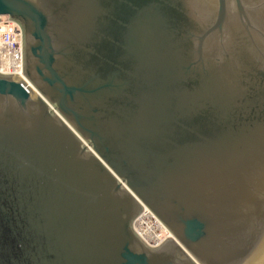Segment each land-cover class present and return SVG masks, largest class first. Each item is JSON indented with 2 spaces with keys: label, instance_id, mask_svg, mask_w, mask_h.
<instances>
[{
  "label": "water",
  "instance_id": "95a60500",
  "mask_svg": "<svg viewBox=\"0 0 264 264\" xmlns=\"http://www.w3.org/2000/svg\"><path fill=\"white\" fill-rule=\"evenodd\" d=\"M0 264L264 261V0H0ZM147 209L170 233L147 245Z\"/></svg>",
  "mask_w": 264,
  "mask_h": 264
},
{
  "label": "built area",
  "instance_id": "2783aa9c",
  "mask_svg": "<svg viewBox=\"0 0 264 264\" xmlns=\"http://www.w3.org/2000/svg\"><path fill=\"white\" fill-rule=\"evenodd\" d=\"M7 55L12 58L10 62L8 61ZM0 73L5 75H17L19 77H22L21 30L19 26L14 21L8 19L7 16H0ZM144 210L147 209L144 208L143 211ZM141 214L138 216V218L141 216ZM138 218L135 220V222L138 220ZM143 241L147 245L155 247L161 244L164 240L158 244H150L145 239H143Z\"/></svg>",
  "mask_w": 264,
  "mask_h": 264
},
{
  "label": "bare ground",
  "instance_id": "6f19581e",
  "mask_svg": "<svg viewBox=\"0 0 264 264\" xmlns=\"http://www.w3.org/2000/svg\"><path fill=\"white\" fill-rule=\"evenodd\" d=\"M7 58L9 62L12 59L9 55ZM134 226L138 234L150 244H158L167 238H171L166 228L147 210L143 211Z\"/></svg>",
  "mask_w": 264,
  "mask_h": 264
},
{
  "label": "rangeland",
  "instance_id": "374dc122",
  "mask_svg": "<svg viewBox=\"0 0 264 264\" xmlns=\"http://www.w3.org/2000/svg\"><path fill=\"white\" fill-rule=\"evenodd\" d=\"M263 264H264V261H263Z\"/></svg>",
  "mask_w": 264,
  "mask_h": 264
}]
</instances>
